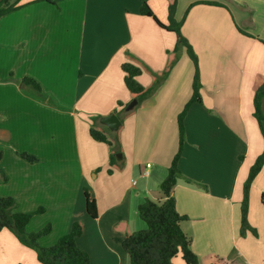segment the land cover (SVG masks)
<instances>
[{"label": "crops", "instance_id": "crops-1", "mask_svg": "<svg viewBox=\"0 0 264 264\" xmlns=\"http://www.w3.org/2000/svg\"><path fill=\"white\" fill-rule=\"evenodd\" d=\"M148 1L168 23L173 0ZM197 1L177 0L174 14L198 55L203 99L185 117L183 176L173 194L178 211L189 216L183 228L201 264H264V165L249 194L248 221L256 233L241 234L243 186L264 150L254 115L255 90L264 81V0L191 6ZM20 3L0 18V149L8 176L0 195L14 196L19 211L45 207L27 226L37 231L51 223L41 245L54 244L81 220L77 242L91 264H130L122 240L143 228L141 202L165 198L160 185L179 149L178 115L192 97L195 64L181 47L163 84L124 120L126 165L110 174V148L91 137V117L131 100L122 69L127 50L161 73L176 56L177 34L141 14L140 0ZM24 76L36 78L47 97L21 86ZM138 79L152 82L148 73ZM85 187L96 198L97 218L87 212ZM0 264L42 263L5 228ZM173 264L188 263L179 254Z\"/></svg>", "mask_w": 264, "mask_h": 264}, {"label": "trees", "instance_id": "trees-1", "mask_svg": "<svg viewBox=\"0 0 264 264\" xmlns=\"http://www.w3.org/2000/svg\"><path fill=\"white\" fill-rule=\"evenodd\" d=\"M45 1L53 4L57 3L56 0ZM140 2L141 14L152 18L161 28L173 31L177 34L178 41L175 47L176 56L170 61L166 70L158 73L153 71L143 60L127 50L125 61L122 63L124 82L129 90L131 100L136 98L138 103L135 108L127 111L126 106L131 100L128 102H118L117 108L112 112L116 113L121 119L122 123L118 130H111L108 126L101 123V118L103 116L95 115L91 117L89 132L94 140L104 142L110 148V160L107 169L108 173L111 174L116 171H122L126 165L121 141V131L124 120L134 114L141 104L153 95L163 84L171 68L178 59V51L183 46L187 48V52L195 64L193 94L178 115L179 149L172 159L166 177L160 185L165 198L162 200H155L148 197L138 205V215L143 221H145L146 227L126 232L122 240V245L129 255L130 264H173V259L179 254L188 264H201L198 255L191 247V238L183 228V222L187 220L189 216L187 214H181L178 211L176 199L173 194V189L178 179L183 176L179 167V159L186 140L185 117L191 104L194 102H202L203 99L201 94L202 83L198 55L188 39L183 35V20L179 21L174 16L177 7V0H173L169 5L168 23L160 20L151 8L148 0H140ZM198 3L222 5V3L218 1L200 0L192 3L191 6ZM23 5L24 4L20 3V0H2L0 2V18ZM239 30L243 34L251 35L240 27ZM144 73H148L152 77V82L148 86L143 85L138 79V77ZM19 83L21 86L30 89L43 97H47V94L43 91L41 83L36 78L24 76L19 80ZM263 96L264 81L256 88L254 95V115L257 118L264 135V114L261 108ZM119 153L122 154L121 158L118 157ZM19 154L30 162L38 160L37 156L25 151H21ZM2 158L3 151L0 149V181L4 182L8 180V176L2 169ZM263 165L264 150L251 166L249 175L243 186L244 196L242 201L241 234H245L247 231L256 233L255 227H253L248 221L249 194L251 184L262 169ZM188 181L191 180L188 178ZM84 194L89 216L97 218L99 212L96 198L91 195L87 187L84 189ZM17 207L18 201L14 196L0 195V230L5 228L9 229L15 234L21 243L35 249L37 257L42 264H91L89 253L81 248L77 242V237L80 236L84 230V224L81 220H75L72 223L70 230L62 235L54 244L43 246L39 243V238L51 231V223H48L37 231H29L27 226L34 215L45 211V207L40 206L33 211H19L16 210ZM229 264L244 263L239 259H236Z\"/></svg>", "mask_w": 264, "mask_h": 264}, {"label": "water", "instance_id": "water-1", "mask_svg": "<svg viewBox=\"0 0 264 264\" xmlns=\"http://www.w3.org/2000/svg\"><path fill=\"white\" fill-rule=\"evenodd\" d=\"M2 0H0L1 2ZM138 101L136 98L132 99L126 106V110H132L133 108H135V106L137 105ZM261 108H262V112L264 114V96L262 97V103H261ZM101 123L108 126L111 130L116 131L119 129L120 125H121V119L119 118V116L116 113H111L108 114L106 116H103L101 118ZM118 157L121 158L122 154L119 153Z\"/></svg>", "mask_w": 264, "mask_h": 264}, {"label": "rangeland", "instance_id": "rangeland-1", "mask_svg": "<svg viewBox=\"0 0 264 264\" xmlns=\"http://www.w3.org/2000/svg\"><path fill=\"white\" fill-rule=\"evenodd\" d=\"M57 1V0H56ZM263 126H264V124H263ZM260 130H261V133H262V135H263V131H262V129H261V127H260ZM140 218V217H139ZM139 220H142L141 218L139 219ZM142 223H143V228H145L146 227V223H145V221H141ZM143 228H139V229H143ZM139 229H137V230H139ZM135 231V230H134ZM35 250V249H34ZM36 251V250H35Z\"/></svg>", "mask_w": 264, "mask_h": 264}, {"label": "built area", "instance_id": "built-area-1", "mask_svg": "<svg viewBox=\"0 0 264 264\" xmlns=\"http://www.w3.org/2000/svg\"><path fill=\"white\" fill-rule=\"evenodd\" d=\"M148 166H150V163H147Z\"/></svg>", "mask_w": 264, "mask_h": 264}]
</instances>
